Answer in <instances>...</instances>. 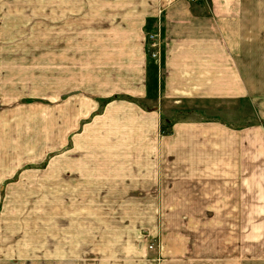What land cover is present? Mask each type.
<instances>
[{"label": "crops", "instance_id": "obj_1", "mask_svg": "<svg viewBox=\"0 0 264 264\" xmlns=\"http://www.w3.org/2000/svg\"><path fill=\"white\" fill-rule=\"evenodd\" d=\"M33 2L41 27L43 0ZM51 3L56 27L74 28L77 18L83 33L118 35L108 48L113 57L105 56L114 59L108 79L114 86L107 89L122 96L105 105L98 122L84 125L80 140L98 128L102 148L68 160L72 192L122 195L115 208L153 211L150 219L156 210L251 209L250 195L258 190L250 188H264V0ZM148 35H156V57ZM245 113L258 122H246ZM103 123L113 138L101 136ZM260 201L256 209L264 208ZM95 203L106 209L105 200ZM67 235L65 244L57 233L52 239L51 264L89 255L85 237L71 243ZM136 254L126 263L156 264L152 254L145 260L144 252Z\"/></svg>", "mask_w": 264, "mask_h": 264}, {"label": "rangeland", "instance_id": "obj_2", "mask_svg": "<svg viewBox=\"0 0 264 264\" xmlns=\"http://www.w3.org/2000/svg\"><path fill=\"white\" fill-rule=\"evenodd\" d=\"M51 4L43 0L40 27L33 0H0V264H51L56 233L60 245L67 234L71 243L76 236L90 245L74 264H127L137 251L156 264H264V208H255L262 187L250 188L258 190L251 209L156 210L151 219L153 211L115 208L122 195L72 192L68 160L102 148L98 128L80 140L84 125L98 122L105 105L122 96L107 89L114 86V59L105 56L113 57L108 48L118 35L83 33L77 18L74 28L56 27ZM147 41L156 54V35V45L149 35ZM246 114V122H258ZM102 125L101 136L113 138ZM99 200L106 209L94 206ZM82 202L91 208H77Z\"/></svg>", "mask_w": 264, "mask_h": 264}, {"label": "built area", "instance_id": "obj_3", "mask_svg": "<svg viewBox=\"0 0 264 264\" xmlns=\"http://www.w3.org/2000/svg\"><path fill=\"white\" fill-rule=\"evenodd\" d=\"M154 37H155V35H150V36H149V38L152 39V43H151L152 46L156 45V43H155V41H154ZM152 56L156 57V54L153 53Z\"/></svg>", "mask_w": 264, "mask_h": 264}]
</instances>
